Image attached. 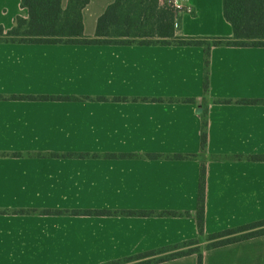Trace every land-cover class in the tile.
<instances>
[{"label":"crops","instance_id":"1","mask_svg":"<svg viewBox=\"0 0 264 264\" xmlns=\"http://www.w3.org/2000/svg\"><path fill=\"white\" fill-rule=\"evenodd\" d=\"M21 1L0 0L5 31L28 18ZM114 2L89 0L87 37ZM189 2L177 37H233L223 0ZM204 73L205 47L0 43V264H106L194 239L203 264H264V235L206 248L208 235L264 220V161L251 159L264 157V104L242 102L264 101V47H212L207 95ZM21 210L37 213H2ZM156 264H198V255Z\"/></svg>","mask_w":264,"mask_h":264},{"label":"trees","instance_id":"2","mask_svg":"<svg viewBox=\"0 0 264 264\" xmlns=\"http://www.w3.org/2000/svg\"><path fill=\"white\" fill-rule=\"evenodd\" d=\"M89 0H68L66 9L62 0H22L21 7L28 10V18L17 17L11 30L0 27V43L36 45H141V46H197L205 47L204 94L209 93L210 57L212 47H264V0H223V14L233 28L232 38H183L175 34V21L181 11L175 10L161 0H115L99 17L93 38L85 35L83 10ZM36 99V98H32ZM42 99H48L43 97ZM52 99H73L53 97ZM160 101V100H156ZM184 101L194 102V99ZM247 104H264V101H242ZM201 150L207 148L208 111L202 114ZM39 156H45L38 154ZM21 156V154H14ZM54 158H84L82 153H51ZM113 156V155H112ZM152 158L193 159L195 155H150ZM238 158V157H237ZM241 158V157H239ZM264 161V157H252ZM206 166L201 167L197 208V225L201 236L205 229ZM3 214H34L37 211H3ZM45 214L52 212L45 211ZM56 214L65 212L57 211ZM71 214L112 216H151L141 211H73ZM159 216H178L175 212L156 213ZM186 215H189L187 213ZM264 235V220L208 235L207 249H215ZM200 240L194 239L172 247L119 259L106 264H156L189 255H198V264H203Z\"/></svg>","mask_w":264,"mask_h":264},{"label":"built area","instance_id":"3","mask_svg":"<svg viewBox=\"0 0 264 264\" xmlns=\"http://www.w3.org/2000/svg\"><path fill=\"white\" fill-rule=\"evenodd\" d=\"M163 4L178 10V11H188L191 12L190 2L189 0H161Z\"/></svg>","mask_w":264,"mask_h":264}]
</instances>
